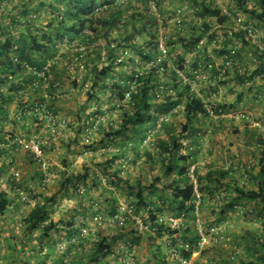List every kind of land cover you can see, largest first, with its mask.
Masks as SVG:
<instances>
[{
	"label": "rangeland",
	"instance_id": "rangeland-1",
	"mask_svg": "<svg viewBox=\"0 0 264 264\" xmlns=\"http://www.w3.org/2000/svg\"><path fill=\"white\" fill-rule=\"evenodd\" d=\"M257 1L250 0L247 7H254L261 11ZM155 2H158L159 5L157 6ZM39 3L40 0L5 1L0 8V23L3 22L1 26L3 27V24L9 26L15 37L21 33L26 35V27L18 29V25L17 27L11 25L14 24L15 19H27H23L21 16L24 5H27L31 11L28 18H33L35 21L32 30L48 32L47 25L54 16L48 7L36 13ZM151 4V10L158 14V19L161 22L160 34L163 36L164 47L161 50L160 58L161 60H168L178 69L179 63L176 57L184 56L188 73L179 71L181 78L189 77L188 75L195 63V57L193 54L186 53L179 45L170 46V39L173 37L175 39L179 37L188 38L194 34L198 37L206 32L204 30L205 23L209 24L211 28L207 33H204V38L196 52L206 51L215 61V64L225 65L226 62H222L225 57L218 55L216 50L221 49L227 40L232 42V47L234 46L239 50L238 54L242 55V60L246 59V67L250 71L256 68L258 59H255L256 57L251 54L252 50L247 48L245 44L242 43L245 49H241L242 44L238 40L237 32L242 30L245 33L244 30L246 29L253 31L254 36L251 43L259 46L262 43L260 36L264 37V23L256 25L254 21L257 19L240 9L235 0H215V5L232 15L235 21L232 26L219 25L215 19H202L196 14L197 6L195 7L191 1L154 0ZM238 19H242L240 23L242 27L239 26ZM179 20H182L181 24H179ZM163 21H166V24H162ZM189 25L196 29L193 30ZM209 36L214 37L212 42L209 40ZM99 43L102 44L101 41ZM66 51L68 48L64 46L56 58L59 77L51 74L54 81L60 82L55 93L56 113L53 112V114L52 111L48 110L47 106L52 105V101H48L43 104L39 111V121L30 120L28 124L30 134H32L30 135L31 139H40L44 144L42 160L37 161L32 157L34 153L32 140L27 139L29 133L22 128L23 124L15 126L12 122L20 114L17 111L19 102L15 101L5 105L9 111L10 119L6 124L8 127L6 130L3 129L1 134L9 133L8 130L12 129V126L16 127L18 132L21 131L24 135L22 139L25 140L21 149L23 152L27 151L29 157L27 159L20 152L15 155L16 161L12 165L11 158H8L6 162L8 164L1 179L0 191L7 192L13 202L6 212L0 214V264H38L39 261H44L46 264H57L60 258H64L65 262L68 263L70 256L65 255L66 249L72 241L78 240L79 237L88 239L86 242V257L88 259L92 256L91 247L103 238L108 239L107 243L112 247L113 253L107 258L101 259L100 264H163L162 259H165L168 264H173L176 258L174 259L171 254L167 234L163 237H157L154 242L149 243V238L155 233L151 225L150 228L141 232L132 218L123 225L108 223L114 210L125 211L129 203L138 201L136 198L138 182H143L150 189V184L160 171L161 166L156 164L152 170V164L148 162L145 156L133 162L136 159L135 153L130 152L128 158L121 161L125 164L123 169L120 163H114L112 169L108 170V166H110L108 161L112 159V153L117 150L116 143L107 138L105 131L99 127H93L94 129L89 133V138L83 130V121L96 111L97 106L94 103H89L87 92L90 86L89 82L85 86L74 84L77 75H79L80 83H82L83 67L78 72L69 65L65 69L66 60L62 54ZM74 53L75 51L71 52L70 55ZM105 54L106 51L103 52V55ZM126 57L128 63L124 70L128 73L144 69L146 64L141 61L136 52H129ZM238 58L232 55L226 60L231 63L228 66L230 69L227 70L229 75L221 77L220 80L214 79L212 72H210L211 68L206 70L201 68L202 71L198 73L195 79L189 77L191 92L196 93L208 103V107L214 109L215 106L221 105L225 112L222 116L223 122H220L218 118H207L205 124L199 123L197 125L202 133L197 140L198 145H194L193 136L186 135V138L183 139L185 146L183 154L186 149L198 151L196 165L201 175H205L211 166L217 167V169L224 168L234 173L233 180L229 178L226 182L231 180L239 186H246L247 190H255L256 186L251 180L245 178L243 173L246 171V161L254 160V157L249 153L250 145L247 143L248 140H251L249 138L250 132L258 128L259 133L263 132L264 134V100L253 97L252 101H247L248 96L253 95L255 86H247V83L243 85V83L231 78L232 72L235 73L237 70L235 64L240 60ZM128 59H133L134 64L130 63ZM121 69V67L116 68L115 82L120 80L118 71ZM240 69L244 73L245 69L243 67L238 68V70ZM218 81L225 82V84L219 85L217 84ZM249 87L252 88L249 89ZM240 91H245L244 99L238 103L237 95ZM112 92L113 89L109 87L105 93L99 91L97 94L99 105L107 111L111 105L117 103L116 99L110 98ZM46 95L49 96L48 93ZM128 101L129 99L123 103L125 107H128ZM84 107H87L85 112H83ZM119 115V110L113 111L112 114L106 113V116L103 117L105 128L109 127L112 121H118ZM243 116H248V119L243 118ZM51 118L54 121H51ZM171 119L177 125L185 120L180 113L172 114ZM256 123H259V126H256ZM52 129L56 131L54 137L52 136ZM215 130L217 131L215 132ZM132 133L133 131L129 134ZM162 137L167 138L165 132H162ZM256 139L252 140L253 144L258 143V138ZM89 146L91 148H88ZM149 151L153 153V147H150ZM1 164L2 162H0V166ZM121 169L120 182L114 183L112 174L121 171ZM108 172L110 176H108ZM11 176L21 184V196L24 198L10 194L12 191ZM41 176L46 178L45 186L40 184ZM70 180L80 186V192L74 191V186L68 182ZM170 180L171 178H165L163 184L170 182ZM149 189H146V194L151 196L152 189ZM215 189L214 184L208 185V188L204 187L203 202L199 212L194 213V221L189 220V223L196 224V228H203L207 238L203 252L192 256V264H239L243 261L264 264V223H262V219L259 220L255 213V209L257 210L258 207L262 206L260 200H237V193L234 190ZM30 191H34V193ZM159 192L161 190L155 193V198L152 196L155 203L161 202L158 196ZM37 194H41L42 197L33 198L31 196ZM166 194L169 196L171 192ZM170 202L171 200L167 201L163 207L164 212L159 217V223L167 227H169V219L173 215L172 209L169 207ZM233 204L236 205L233 206ZM39 205L46 207L50 219L65 223L50 239L42 238L40 230L30 232V227L24 223L29 212ZM84 208H86V220L80 215ZM149 217V212L144 211L143 219L150 224ZM72 218L76 221V228L80 229L75 238L68 235V223ZM134 235H141L138 245H133ZM179 236L182 237L181 232L175 238ZM75 256L76 254L73 255V257ZM84 263H87V259L84 260Z\"/></svg>",
	"mask_w": 264,
	"mask_h": 264
},
{
	"label": "trees",
	"instance_id": "trees-1",
	"mask_svg": "<svg viewBox=\"0 0 264 264\" xmlns=\"http://www.w3.org/2000/svg\"><path fill=\"white\" fill-rule=\"evenodd\" d=\"M5 1L13 2V0H0V8L1 4ZM153 1L40 0L36 13L48 7L54 16L47 25L48 32L43 30L35 32L32 30L35 21L33 18H28L31 11L27 5H24L21 13L22 18L27 19H15L13 21L14 24L11 25L13 27H17L18 25V29L26 27V35L21 33L15 37L10 31L9 26H4L3 24L2 27L1 24L3 22L0 23V142L6 144L5 148L0 147V162H2L0 166V183L5 172L4 169L8 164L6 163L8 158H11L12 165L16 161L15 155L20 152L21 146L25 142L22 139L24 135L19 132L16 133V130L15 135L13 134L12 136L13 140H7L5 134H1L10 119L9 111L5 108V105L12 104L15 101L19 102V106L23 110L17 116V119L12 120V122L15 126L23 124L22 128L29 133L27 139L31 141L30 135L32 134H30L28 124L30 120L39 121V111L43 104L52 101V105L50 104L47 107L49 111L56 113L55 93L60 82L54 81L51 78V74H54L57 78L59 77L56 58L61 49L66 46L68 51L62 54L66 60L65 69L69 65L78 72L83 67L82 83H80L79 75H77L74 79V84L85 86L89 82L90 86L87 89L88 100L89 103H94L97 106L96 111L83 121V130L89 138V133L94 128L99 127L105 131L104 133L107 138L116 143L117 150L112 153V159L108 161L110 165L108 166V170L112 169L114 163H120L123 169L125 164L121 161L122 159H127L130 152L135 153L136 159L133 162L145 156L148 162L152 164V170L156 164H160L161 166L160 171L150 184V189L143 182H138V192L136 194L138 201L129 203L128 207H132V213L126 212L124 214L126 219L124 223L120 224L123 225L131 218L133 219V217L137 216L143 219V212L148 211L150 214V224L143 219L144 225L148 228L151 225L152 230L155 231L148 242L152 243L157 237H163L167 234L171 254L174 259L176 258L173 264H184L183 261H189L194 254L203 252V249H199V242L202 240L199 227L196 228V224L189 223L190 219L193 221L195 219L196 200L195 183L190 176L191 167L195 166L194 175L202 196L201 203L203 202L204 187L208 188V185L214 184L215 190L221 188L234 190L237 193V200H260L263 204L264 134L263 132L259 133V129L256 128L255 132L249 137L251 140L247 141L248 145H250L249 153L254 157V160L248 161L249 168L246 171L249 177L248 180H251L257 186V190H247L246 186H239L231 180L226 182L227 179L233 177L231 174L233 172L230 170L227 171L220 168L215 171L210 169L205 175H201L196 165L198 151L186 149V152L183 154L185 149L183 139L186 138V135L193 136L194 145H198L197 140L202 133L197 125L199 123L205 124L207 118H215L208 111V103L196 93L191 92L190 78L195 79L198 73L202 71L201 68H205L204 70L211 68L210 72H212L214 79L220 80L221 77L229 75V71L227 72V70L230 67L226 66V64H215V61L206 51H202V53L200 51L196 52V49L204 38V33H207L211 28L209 24L205 23L204 30L206 32L198 37L194 34L188 38L179 37L175 39L173 37L170 39V46L179 45L186 53L193 54V57H195V63L188 75L190 78H181L178 72H187L184 56L179 55V57H176L179 63L178 69L170 64L168 60H161L160 58L164 44L162 41L163 36L160 34L161 22L158 19V14L151 10V2ZM181 1H191L195 7L197 6L196 14L204 20L215 19L219 25L223 26H232L235 22L230 13L224 12L220 7L215 5V0ZM249 1L235 0V3L251 17L264 23V0L257 1L260 4L261 11H258L254 7H247ZM155 3H157V6L159 5L158 2ZM179 22L181 24L182 20H179ZM162 24H166V21H163ZM191 25H189L190 28L196 29ZM239 26L241 25L239 24ZM237 36L239 37L238 40L245 44V46H251L253 38L246 30L245 33L240 30V32H237ZM208 38L211 42L214 40L213 36H209ZM100 41L102 44L99 43ZM229 44L230 41L226 40L222 48L216 50L218 55L225 57L229 54V58L235 55L239 57L238 59H242V55L238 54L239 50L234 46L231 50L227 49ZM251 50V54L256 57L255 59H258V66L253 71L246 68L244 73H240V70L237 69L235 78L233 79L234 81L243 83V85L247 83V86H252L255 78L260 76L264 71V47L261 48L256 44L253 47L251 46ZM73 51L75 53L70 55ZM104 51H106L105 55H103ZM129 52H136L141 61L145 62L146 65L142 71L128 73L124 70L127 67L126 56ZM226 60L224 61L227 63ZM129 62L134 64L133 59L129 60ZM148 64L149 66H147ZM119 67L122 68L118 71L120 80L115 82L116 68ZM217 84L222 85L225 82L218 81ZM109 87L113 89L110 98L116 99L117 103L111 105L107 111L99 105L97 94L99 91L105 93ZM251 88L249 87V89ZM5 89L7 92L4 91ZM244 92L240 91L238 93V103L243 101ZM127 99H129L128 107H125L123 103ZM86 108H83V112H85ZM210 109L212 108L210 107ZM117 110L120 111L118 121H112L109 127L105 128L103 117L106 116V113L110 112L112 114L113 111ZM212 111L220 122L224 121V118H222L225 112L223 106H215ZM178 113L182 114L185 120L183 123L177 125L171 117L172 114ZM132 131L133 133L129 134ZM162 132L166 133L167 138L162 137ZM120 137L121 139H118ZM256 138H258V143L253 144L252 140H257ZM134 143L135 145L133 146ZM150 147H153V153L149 151ZM41 148L44 151L45 147L43 143ZM88 148L91 147L89 146ZM251 148L253 151H251ZM32 157L40 161L34 153ZM256 165H260L258 176L254 175ZM122 169L112 174V181L114 183L120 182L119 174L122 172ZM108 176H110L109 172ZM165 178H171L170 182L163 184ZM11 182L12 191L10 194L24 198L21 196V184L12 176ZM68 182L74 186L75 192L81 191L80 186L76 182L72 180ZM40 184L45 186V177L41 178ZM146 189H152L151 196H149L150 194H146ZM159 190H161L158 195L161 202L155 203L153 199L156 196L155 193ZM30 192L34 193V191ZM167 192H171V195L168 196ZM8 195L7 192L0 191V214L6 212L13 202ZM31 196L33 198L42 197L41 194ZM168 200H171L169 207L173 212L172 218H179L183 214L186 216L185 221L179 229H173L170 226L167 227L159 223V217L163 214V207ZM85 212L86 208L80 212L84 220L87 219ZM117 213L118 209L114 210L111 217ZM257 217L259 220L262 219V223H264V208L263 212L257 214ZM110 218L108 223L111 225L116 224L110 222ZM133 222L137 224L134 219ZM24 223L27 227H30V232L40 230L41 237L44 239L52 238L60 226L65 224L63 221L55 222L50 219L49 211L43 205L32 209ZM68 227V235L71 238H75L79 234L80 229L76 228L74 218L70 220ZM138 229L144 232L140 227ZM180 232L182 233V237L175 238ZM139 236L134 237L132 241L133 245L140 243L141 238ZM87 240V238L79 237L78 240L72 241L65 252L67 257L70 256L69 262L67 263L64 258H60L57 264H100L101 259H105L113 253L112 247L107 243L108 239L103 238L95 246L91 247L92 256L88 259L86 257ZM74 254H76L75 257H73ZM86 259L87 263H84ZM162 263L168 264L165 259H162ZM38 264L46 263L39 261ZM239 264L255 263L253 261H243Z\"/></svg>",
	"mask_w": 264,
	"mask_h": 264
},
{
	"label": "built area",
	"instance_id": "built-area-1",
	"mask_svg": "<svg viewBox=\"0 0 264 264\" xmlns=\"http://www.w3.org/2000/svg\"><path fill=\"white\" fill-rule=\"evenodd\" d=\"M238 22L240 23L241 20L239 19ZM249 35L251 37H253V31L249 30L248 31ZM231 35L233 33H230ZM230 35V36H231ZM208 111L210 113V115L212 117H215V114L214 112L212 111V109H210V107L208 108ZM243 118H246L248 119V116H243ZM51 121H54L53 118H51ZM256 126H259V123H256ZM53 133H52V136L55 135V130L52 129ZM32 149H33V152L34 154L36 155L37 158H39L40 160H42V141L40 139H34L32 140ZM194 171H195V166H192L191 169H190V176L193 178L194 180V183H195V193H196V200H195V213H198L199 212V209H200V206H201V193L199 191V188H198V185H197V181H196V178H195V175H194ZM128 206L127 208L125 209V211H120L118 212L116 215H114L113 217L110 218V222L112 223H124L126 217H124V214L125 212H129V213H132V207L129 208L128 210ZM185 214H183L181 217L179 218H170L169 219V226L173 229H179V227L183 224V222L185 221ZM133 219L137 222V224L139 225V227L143 230H147L148 227L144 225V222H143V219L139 216L137 217H133ZM199 233L202 237V240L199 242V249L202 250L204 248V246L206 245V241H207V238H206V235L204 233V229L203 228H199ZM186 247H188V245H186ZM175 252V251H174ZM197 254V253H196ZM194 254V255H196ZM184 264H192V261L191 259L189 261H183Z\"/></svg>",
	"mask_w": 264,
	"mask_h": 264
},
{
	"label": "crops",
	"instance_id": "crops-1",
	"mask_svg": "<svg viewBox=\"0 0 264 264\" xmlns=\"http://www.w3.org/2000/svg\"><path fill=\"white\" fill-rule=\"evenodd\" d=\"M259 1V0H258ZM255 22V24L257 25V24H262L261 22H259L258 20H256V21H254ZM246 28V27H245ZM262 38V43H264V37H262V36H260V39ZM262 43H260L259 44V46L261 47V48H263L264 47V44H262ZM242 44V43H241ZM255 44L254 43H251V46L253 47ZM243 44L241 45V49L243 48ZM251 46H246L247 48H250L251 49ZM227 49H229V50H231V49H233V47H232V42H230V44H229V46H228V48ZM245 48H243L242 50H244ZM229 55V54H228ZM228 55H226L225 56V58H223V60H222V62H225L224 60H226V59H228L229 57H228ZM221 62V63H222ZM245 62H247L246 61V59L245 60H242V59H240L239 61H238V63H236L235 65L237 66V69L238 68H240V66H242L245 70H244V72L246 71V63ZM229 63L230 62H228L227 61V63H226V65H228V66H230L231 65V63H230V65H229ZM219 64V63H218ZM258 66V65H257ZM256 66V67H257ZM230 69V68H229ZM256 69V68H255ZM240 73H243L242 72V70L240 69V71H239ZM232 77L231 78H235V74H236V71H235V73L234 72H232ZM252 86H255V89H253V92H252V94L253 95H249L248 96V100L247 101H252L253 100V97L256 99V98H260V99H262V100H264V71H263V73L260 75V76H257V78H255V80L252 82ZM5 92H7V90L5 89L4 90ZM22 110H23V108L22 107H18V109H17V111L19 112V113H21L22 112ZM264 112V111H263ZM12 126V125H11ZM6 127H8L7 125H5V128H4V130H6ZM15 130H16V133H18V131H17V129H16V127H13L12 126V129H10V130H8V132L9 133H6V135H5V137H6V139L7 140H13L12 139V136H13V134L15 135ZM246 131H249V129H246ZM255 131H251L250 132V134H252V133H254ZM19 133H21V131H19ZM15 142V141H14ZM5 146H6V144L5 143H2V142H0V147L1 148H5ZM22 148V147H21ZM24 148V147H23ZM250 149V148H249ZM251 150H252V148H251ZM20 152H22V156L23 155H25V157L28 159V157H29V155H28V153H27V151L26 152H23V150L21 149L20 150ZM19 152V153H20ZM25 153V154H24ZM252 156V155H251ZM250 161V160H249ZM245 165H246V168H245V170L246 169H248L249 168V162L248 161H246V163H245ZM210 169H212V170H217V167L215 168V167H213V166H211V168ZM209 169V170H210ZM220 169V168H219ZM222 169V168H221ZM224 169V168H223ZM224 170H226V169H224ZM228 171V170H227ZM232 172V171H231ZM259 172H260V165L259 166H255V169H254V175L255 176H258L259 175ZM233 176H234V173H231ZM244 177L245 178H249L248 177V175H247V171H245L244 173ZM256 186V185H255ZM255 190H257V186H256V189ZM261 203V202H260ZM262 204V203H261ZM263 208H264V203L262 204V206H260V207H258V209L256 210L255 209V213L256 214H259V213H261V212H263ZM263 228H264V224H263ZM247 245H249L248 243H247ZM254 250V249H253Z\"/></svg>",
	"mask_w": 264,
	"mask_h": 264
},
{
	"label": "clouds",
	"instance_id": "clouds-1",
	"mask_svg": "<svg viewBox=\"0 0 264 264\" xmlns=\"http://www.w3.org/2000/svg\"><path fill=\"white\" fill-rule=\"evenodd\" d=\"M240 20L242 21V19H240ZM240 23H241V22H240ZM240 23H239V24H240ZM244 31H245V30H244ZM246 31L248 32V31H249V29H246Z\"/></svg>",
	"mask_w": 264,
	"mask_h": 264
}]
</instances>
